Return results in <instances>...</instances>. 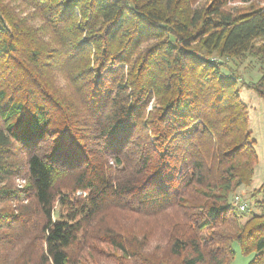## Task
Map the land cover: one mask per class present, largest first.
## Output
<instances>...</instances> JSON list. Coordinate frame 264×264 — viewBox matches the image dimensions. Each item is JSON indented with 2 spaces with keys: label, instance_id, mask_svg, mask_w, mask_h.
I'll return each instance as SVG.
<instances>
[{
  "label": "trees",
  "instance_id": "trees-1",
  "mask_svg": "<svg viewBox=\"0 0 264 264\" xmlns=\"http://www.w3.org/2000/svg\"><path fill=\"white\" fill-rule=\"evenodd\" d=\"M231 59L264 0H0V264H264Z\"/></svg>",
  "mask_w": 264,
  "mask_h": 264
},
{
  "label": "rangeland",
  "instance_id": "rangeland-1",
  "mask_svg": "<svg viewBox=\"0 0 264 264\" xmlns=\"http://www.w3.org/2000/svg\"><path fill=\"white\" fill-rule=\"evenodd\" d=\"M232 5L240 7V9L249 8V2L245 3L239 1L232 3ZM257 62L259 64V61ZM258 68H260V65ZM233 71H236L237 75L235 76L241 77L238 86L240 88L241 96L249 109V130L251 131L252 138L256 142V149L259 156L252 182L247 186H241L233 195L234 197L239 195L246 199L248 202L246 210L250 214L255 210L260 211L262 205L259 206L258 200L264 198L263 192L259 193V190L264 186V101L252 88H248L247 84L250 81L258 80L261 73L256 69V63L253 59L228 60L223 73L230 76ZM242 83L245 84L243 85ZM233 247L235 250V258L231 264H248L253 255L243 254L239 243L236 241L233 243Z\"/></svg>",
  "mask_w": 264,
  "mask_h": 264
},
{
  "label": "built area",
  "instance_id": "built-area-1",
  "mask_svg": "<svg viewBox=\"0 0 264 264\" xmlns=\"http://www.w3.org/2000/svg\"><path fill=\"white\" fill-rule=\"evenodd\" d=\"M234 202L238 205V207L240 208V210H245L247 207V201L246 199L242 198L241 196L237 195L234 197Z\"/></svg>",
  "mask_w": 264,
  "mask_h": 264
}]
</instances>
